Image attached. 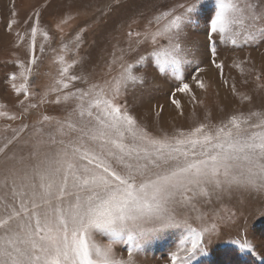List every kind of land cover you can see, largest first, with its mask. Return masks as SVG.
Here are the masks:
<instances>
[{
	"label": "snow or ice",
	"instance_id": "1",
	"mask_svg": "<svg viewBox=\"0 0 264 264\" xmlns=\"http://www.w3.org/2000/svg\"><path fill=\"white\" fill-rule=\"evenodd\" d=\"M104 7L103 16L121 8L126 15L114 22L101 74L71 71L83 61L80 29L77 58L59 56L57 78L39 93L30 90V77L37 37L46 40L48 32L40 26L39 8L24 21H31L27 61L17 58L19 72L8 74L23 96L17 101L22 111H0V117L21 121L15 128L5 125L11 136L4 135L0 146V264H137L136 254L163 235L174 242L169 264H200L225 227L234 252L264 264L243 213L205 210L213 197L240 196L256 202L264 217V97L259 110L155 133L133 111L136 90L159 76L179 83L171 103L184 115L176 93L195 100L192 84L208 87L197 75L185 82L193 65L204 71L197 59L201 50L223 73L217 38L234 47L264 43V0H114ZM82 14L87 7L76 11ZM17 15L13 6L9 30ZM64 17L57 27L72 18L69 12ZM128 53H134L131 59ZM234 66L241 68V62ZM50 93L55 99H48ZM232 93L253 101L235 85ZM45 104L62 106V114L41 111ZM33 112L31 122H24ZM117 246L126 248V257Z\"/></svg>",
	"mask_w": 264,
	"mask_h": 264
},
{
	"label": "rangeland",
	"instance_id": "2",
	"mask_svg": "<svg viewBox=\"0 0 264 264\" xmlns=\"http://www.w3.org/2000/svg\"><path fill=\"white\" fill-rule=\"evenodd\" d=\"M112 3L114 0H0V111L15 113L17 116L22 111L17 101L23 99V96L12 89L8 82V74L13 71L19 72L20 69L15 64L17 58L27 61L30 35L27 30L31 26V21L29 24H25L24 21L34 8L41 10L40 26L48 32L46 40L43 36L37 37L35 55L38 59L33 66V76L30 77V82L35 86L30 90L39 93L57 78L59 56L63 55L69 62L77 58L74 45L80 29H84V32L80 33L82 43L78 56L82 57L83 61L75 65L71 71L76 75L81 74L82 70L95 71L96 75L101 74L104 61L109 58L112 51L111 44L114 41L110 39V34L115 35L111 32L114 22H118L126 15L123 8L113 9L107 16L101 15L105 11L104 6ZM13 6L18 13L16 17L18 23L9 30L8 20L12 18ZM84 7H87V14L77 16L76 11ZM65 12H69L72 18L67 19L65 25L57 27L59 21L65 18ZM21 36L24 39H21ZM41 43L43 52L40 51ZM62 45H67L68 48L64 49ZM133 55L134 53H128L126 58L131 59ZM197 59L201 61L199 67L204 71L197 73L193 65L185 82H191L192 76L197 75L205 80L208 87L203 90L192 84L195 100L192 99V94L176 93L175 98L180 101L184 115L181 116L179 110L171 103V94L179 86L178 82L158 76L155 80L150 79L143 89L136 90L133 111L149 131L154 133L160 130L171 131L174 127H187L194 121H203L206 118L216 122L226 113L236 110L245 112L249 108L259 110L261 99L264 97V43L252 47H234L221 43L217 38V62L223 63V73L211 65L210 54L204 55L203 50ZM234 62H241V68L235 67ZM143 70L137 68V71ZM225 80L227 84L224 83ZM16 83L22 81L18 79ZM232 85H235L237 93H246L253 97V101L251 103L241 101L239 95H233ZM76 86L85 85L77 82ZM55 95L50 93L48 99H55ZM38 99L39 96L32 102ZM129 102H133L131 96ZM61 107L45 104L41 106V111H46L50 115H61ZM34 116L35 112L24 122L30 123ZM20 123V120L12 121L0 117V146L6 142L3 139L4 135L11 136V130L5 131V125L15 128ZM258 207L256 202L247 201L240 196L232 198L225 196L222 200L213 197L212 203L207 205L205 210L217 209L220 214H226L230 210L243 213L248 219V238L256 245V252L264 256V217L258 214ZM230 235H232L230 230L223 228L220 235L213 238L208 245L209 255L201 257L200 264H226L225 255L230 251L234 254L233 246L227 243ZM172 250H174L172 238L163 235L138 252L135 260L137 264H169V253ZM116 252L118 255L127 256V250L123 246H117ZM240 255L247 256L250 261L253 259L248 255Z\"/></svg>",
	"mask_w": 264,
	"mask_h": 264
},
{
	"label": "trees",
	"instance_id": "3",
	"mask_svg": "<svg viewBox=\"0 0 264 264\" xmlns=\"http://www.w3.org/2000/svg\"><path fill=\"white\" fill-rule=\"evenodd\" d=\"M225 258L226 264H252V261L248 260L247 256H242L238 252H228ZM224 260V261H225Z\"/></svg>",
	"mask_w": 264,
	"mask_h": 264
}]
</instances>
